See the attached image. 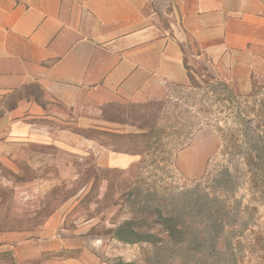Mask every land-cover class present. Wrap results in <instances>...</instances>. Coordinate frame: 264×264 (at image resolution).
Here are the masks:
<instances>
[{
  "label": "crops",
  "instance_id": "crops-1",
  "mask_svg": "<svg viewBox=\"0 0 264 264\" xmlns=\"http://www.w3.org/2000/svg\"><path fill=\"white\" fill-rule=\"evenodd\" d=\"M200 72L264 84V0H0V264H107L59 189L138 171L90 134Z\"/></svg>",
  "mask_w": 264,
  "mask_h": 264
},
{
  "label": "rangeland",
  "instance_id": "rangeland-1",
  "mask_svg": "<svg viewBox=\"0 0 264 264\" xmlns=\"http://www.w3.org/2000/svg\"><path fill=\"white\" fill-rule=\"evenodd\" d=\"M110 119L117 131L90 137L137 149L138 171H79L67 178L75 187L58 192L80 190L76 213L86 217L89 240L102 245L97 254L107 264H214L220 252L200 244V222L216 210L200 200L209 191L228 202L227 220L237 221L248 204L247 223L264 242V84L242 88L200 72Z\"/></svg>",
  "mask_w": 264,
  "mask_h": 264
},
{
  "label": "trees",
  "instance_id": "trees-1",
  "mask_svg": "<svg viewBox=\"0 0 264 264\" xmlns=\"http://www.w3.org/2000/svg\"><path fill=\"white\" fill-rule=\"evenodd\" d=\"M221 197L222 193L214 191L203 193L200 196L203 204H210L211 207L216 205V210L212 212L209 209L211 215L200 222V244H211L213 249L220 252L219 259L215 258L214 264H262V257L259 254L264 252V242L260 238V233L254 231V227H250L247 223L249 205L246 204L241 212H237V221H230L222 212L228 202ZM230 206L228 209L231 208ZM237 207L240 208V206ZM231 209L234 211V206ZM241 217L242 222L239 221ZM214 229L217 231V236L212 237L209 232ZM202 257L204 255L200 253V258ZM223 257H227L228 262Z\"/></svg>",
  "mask_w": 264,
  "mask_h": 264
}]
</instances>
